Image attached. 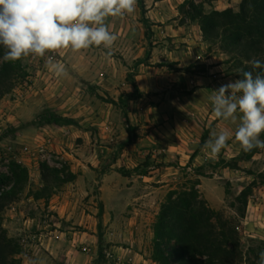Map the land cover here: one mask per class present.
Wrapping results in <instances>:
<instances>
[{"label":"rangeland","instance_id":"obj_1","mask_svg":"<svg viewBox=\"0 0 264 264\" xmlns=\"http://www.w3.org/2000/svg\"><path fill=\"white\" fill-rule=\"evenodd\" d=\"M64 1L66 0H0V34L7 31L10 38H16L14 46L19 59L12 75V88L0 100V173L13 178L11 162L18 161L26 166H28L27 163L35 164L36 170H40L41 174L42 166L47 165L52 175L57 174L56 170H58V174L63 179L70 176L71 172L76 174L73 180L57 179L54 186L50 187L53 190L50 196L33 200L23 206L19 203L20 200L26 195H31V190L42 189L45 186L37 183L34 171L32 176L30 173L29 182L20 199L13 202L5 212V225L10 235L16 237L22 244V253L31 249L39 239V236L35 235L24 221L26 215L37 216L44 223L56 222L54 226L60 229L69 228L73 232L70 233L71 241L67 244H71V247H76L80 251L88 250L90 244L85 231L88 229L90 220L87 219L86 213L91 205L102 206V196L111 201L114 199L115 207L113 217L108 222L98 219V229L102 232L98 241L101 253L96 255L93 261L95 264H114L107 250L111 245L120 243L142 248V251L152 256L154 222L163 200L172 188L182 190L186 186L200 182L197 188L201 198L208 205L224 211L228 216L235 214L237 209L231 206L232 201L240 190L254 179L255 175L261 179L264 161L258 163L259 159H256L255 164L247 161L246 167L245 162L238 160L239 167H233L224 162L223 157H214L215 160L212 157V160L205 161L202 165L185 168L183 173L179 171L177 180L171 181L170 184L174 187L168 186L161 189L156 186L157 183L160 184V181L147 182L138 172L126 175L121 169L107 168V164L118 161L121 153L118 148L111 151L100 149V145L107 142L104 134L109 131V125L115 123L117 133L124 129L129 130L130 126L135 127L130 114L132 99L143 93L136 88L128 91L124 88V84L133 83L135 79L138 65L136 52L141 53V61H144L145 65H154L151 57L155 60L153 57L155 48L151 40L155 38H152L153 33H147L152 22L150 21V25L145 22L143 10L141 34L144 37L138 43H129L125 38L122 44L112 40L107 41L106 46L95 44L96 49L93 52L100 53L106 58L100 64L106 68L113 67V72L106 69L109 70V74L91 75L87 80L84 79V75L61 74L57 76L58 80L55 83L50 81L52 91L38 93L43 84L40 81L42 75H39L38 70L44 66L53 68L71 64L76 67L86 65L87 46L84 38H91V30L96 35L99 29L95 26L91 28L84 26V21L79 23L63 17L68 12L61 13L55 6ZM106 1L110 0H104ZM241 1L188 0L186 3L194 2L197 7L203 6L205 12H210L214 8L223 9L229 6L240 10ZM180 10L183 15L182 21L189 16L194 19L190 15L187 4L180 6ZM79 14L81 18L85 17V11ZM50 19L58 21L54 29L55 33L50 31L52 36L45 35V38H42L44 36L41 28L42 21L47 22ZM197 21L200 23L199 19ZM111 26L112 20L109 18L99 29L98 36L104 38V34L107 35L108 32L102 34L103 31H109ZM59 38L65 39L64 42H59ZM68 38H79V40L76 44L69 45L65 44ZM206 41L209 51L220 53L223 56L221 60L230 69V64L225 61L228 56L221 51L220 43L213 40ZM133 50L136 52L132 56ZM90 52L91 50L88 54ZM122 52L127 56L123 60ZM8 55H10L9 52L0 53V64L7 59ZM116 56L118 60L110 58ZM68 58L71 60L68 61ZM203 66L204 64L200 63L196 67ZM47 80L45 77L44 82ZM243 91L245 94L250 93L251 96L262 98V89L256 86ZM70 92L77 96V104L73 105L77 110L76 115L59 114L74 117V123L62 125L38 119V113L43 110L55 111L46 102L49 96L57 94L66 98ZM113 99L117 100V103L112 102ZM65 106L68 107L69 104ZM251 137V148L257 149V145H264V133L257 132L255 129ZM111 142L114 143L112 139L109 144ZM74 165H77L75 169ZM89 165L93 169H90ZM85 169L91 170L89 172L91 176L86 174ZM78 174L82 176L79 178ZM41 179L43 182L42 177ZM88 182L91 183L88 184ZM104 182L108 183V189L102 188ZM229 184L232 190L228 194L226 188ZM0 185L3 184L0 183ZM152 190H154L153 193L147 194ZM63 198H69L73 202L71 209L73 216L69 220L66 219V215L61 214V208L54 207L52 204L54 200ZM134 215H138V218L132 219ZM135 225L140 226L138 234L124 231ZM239 230L245 244H254V240L264 239V184L261 183L256 187L250 196L247 216L240 223ZM64 239L66 238L59 237L60 242L65 241ZM22 253L20 257L23 260ZM61 256L62 254L55 258L57 264L65 263V259ZM23 264H25L24 261Z\"/></svg>","mask_w":264,"mask_h":264},{"label":"crops","instance_id":"obj_2","mask_svg":"<svg viewBox=\"0 0 264 264\" xmlns=\"http://www.w3.org/2000/svg\"><path fill=\"white\" fill-rule=\"evenodd\" d=\"M187 1L145 0L147 16L152 22V38H155L151 40L155 48L153 51L155 60L151 57L154 65H145V62L141 61V53L132 51V56L136 52L135 57L138 58L135 81L140 93H143L132 99L130 114L132 124L135 126L134 133L131 134L128 129L117 133L116 124H110L109 131L104 134L107 142L100 145V149L104 151L118 148L121 152L118 161L107 164L108 169L120 170L121 167L131 168L145 164L146 171L139 169L135 172L143 176L147 182L160 181V184H156L158 189L174 187L170 185L171 181L177 180V173L179 171L183 173L185 168L202 165L214 157L228 160L240 155L252 144L253 130L264 133V99L240 91V81L229 67L225 66L221 60L223 56L218 52L209 51L199 21L190 16L182 21L180 6ZM55 8L61 13L67 11L63 17L70 21L79 23L84 21V26L90 28L94 26L102 28L109 18L112 20V26L109 31H103L102 34L108 32L107 35L104 34V38L98 36L99 29L96 35L91 30V38H84L87 46L86 65L76 67L71 64L53 68L44 66L39 69L38 73L42 75L40 81L43 84L38 93L52 91L50 81L55 83L58 80L57 76L61 74L84 75V79L87 80L91 75L109 74V70L106 69L113 72V67L112 70L100 64L106 58L100 53L93 52L96 49L95 44L106 46L110 40L122 44L125 38L129 43L135 44L144 37L141 34L142 9L138 0L106 2L66 0ZM81 11H85L84 18L79 14ZM42 24L44 35L42 38H45V35L52 36L50 31L55 33L58 21L50 19L47 22L42 21ZM64 40L58 39L59 42ZM78 40L79 38H68L65 44H76ZM89 50L91 52L88 54ZM122 56V60L127 57L124 52ZM110 58L119 59L117 56ZM70 60L71 58H68V61ZM157 62L161 64H156ZM200 63L204 66L195 67L192 71L177 69ZM45 77L48 80L44 82ZM124 88L132 91L136 86L133 83H126ZM46 102L58 113L76 115L77 110L73 107L77 104L75 93L70 92L66 98L52 94ZM66 104L69 106H65ZM205 134L207 137L204 139ZM130 137L132 140L128 141ZM110 139L114 141L113 144L112 142L109 144ZM261 150H264V145H261L250 159H240V162H245L246 167L247 161L255 164V160L259 159L258 163L263 162L264 151ZM27 165L31 176L34 171L37 183L44 185L41 182V171L36 170L33 163ZM76 166L74 165V169ZM90 169L93 168L90 166ZM90 169H85V172L91 176ZM78 176L80 178L82 175ZM108 187V183L104 182L102 188ZM33 200L37 199L29 194L19 203L24 206ZM52 204L61 208V214L66 215L67 220L73 216L71 210L73 202L69 198L54 200ZM114 207V199L111 201L105 196H102V206L91 205L86 213L87 219L90 220L85 231L90 244L86 251H80L67 244L71 241L69 236L73 232L69 228L60 229L54 226L56 222L44 223L37 216L26 215L24 221L39 239L31 249L22 253L24 263L57 264L55 258L62 254L64 264H94L96 255L101 253L98 241L102 232L98 229V219L108 222L113 217ZM133 218H138V215H134ZM124 231L138 234L140 226H131ZM61 236L66 238L65 241L60 242ZM107 251L114 264H157L149 253L142 251V248L127 243L111 245Z\"/></svg>","mask_w":264,"mask_h":264},{"label":"trees","instance_id":"obj_3","mask_svg":"<svg viewBox=\"0 0 264 264\" xmlns=\"http://www.w3.org/2000/svg\"><path fill=\"white\" fill-rule=\"evenodd\" d=\"M144 12V20L150 25L145 0H138ZM189 5L190 15L200 20L206 40L220 43V49L227 54L226 62L230 70L240 81V91L252 86L262 89L264 99V0H242L240 10L229 6L214 8L205 12L203 6L197 7L194 2ZM152 26V24H151ZM147 33H153L152 27ZM16 38H10L7 31L0 34V53L9 52L7 59L0 64V100L10 91L13 85V71L17 59L14 46ZM22 66V65H19ZM197 64L179 67V70L192 71ZM174 67V66H173ZM136 89L138 84L133 80ZM112 102L117 103L113 99ZM38 119L47 123L72 124L74 117L59 114L51 109L38 113ZM130 126V133H134ZM207 134L204 135V139ZM132 137L128 141H131ZM252 145V144H251ZM230 160L222 159L228 165L239 167L238 160L250 159L261 147L251 148ZM146 163V162H145ZM144 165V166H143ZM13 178L0 173V264H23L20 254L23 246L10 235L5 225V212L15 201L19 200L30 178V170L25 164L12 161ZM126 175L139 169L146 171L145 164L133 168H120ZM52 175L47 165L42 166L44 188L31 190L36 199L50 196L57 179L73 180L76 174L62 178ZM261 179L256 175L236 195L231 206L236 213L230 216L224 211L212 208L201 198L197 186L200 182L185 189L172 188L163 200L161 209L154 222V239L152 258L158 264H264V239L254 240V244H245L241 238L239 225L247 216L250 196L256 187L264 184V171ZM231 185L226 188L231 193ZM95 264V263H94Z\"/></svg>","mask_w":264,"mask_h":264}]
</instances>
